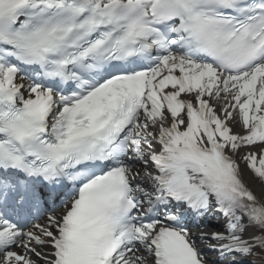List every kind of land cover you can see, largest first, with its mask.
Listing matches in <instances>:
<instances>
[{"label": "snow or ice", "instance_id": "1", "mask_svg": "<svg viewBox=\"0 0 264 264\" xmlns=\"http://www.w3.org/2000/svg\"><path fill=\"white\" fill-rule=\"evenodd\" d=\"M0 264H264V0H0Z\"/></svg>", "mask_w": 264, "mask_h": 264}]
</instances>
